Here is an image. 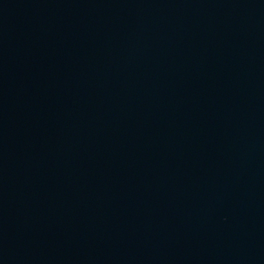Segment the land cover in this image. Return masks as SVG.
<instances>
[{"label": "water", "instance_id": "1", "mask_svg": "<svg viewBox=\"0 0 264 264\" xmlns=\"http://www.w3.org/2000/svg\"><path fill=\"white\" fill-rule=\"evenodd\" d=\"M0 264H264V0H0Z\"/></svg>", "mask_w": 264, "mask_h": 264}]
</instances>
